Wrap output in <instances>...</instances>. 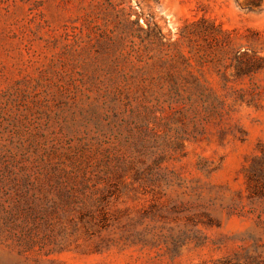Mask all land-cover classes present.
<instances>
[{"label": "rangeland", "instance_id": "obj_1", "mask_svg": "<svg viewBox=\"0 0 264 264\" xmlns=\"http://www.w3.org/2000/svg\"><path fill=\"white\" fill-rule=\"evenodd\" d=\"M0 264H264V0H0Z\"/></svg>", "mask_w": 264, "mask_h": 264}, {"label": "trees", "instance_id": "obj_2", "mask_svg": "<svg viewBox=\"0 0 264 264\" xmlns=\"http://www.w3.org/2000/svg\"><path fill=\"white\" fill-rule=\"evenodd\" d=\"M202 20H203V21H207L205 18H203ZM135 24H136L138 27L140 26L138 20L135 21ZM219 26H220V25H219ZM150 27H151V26H150ZM161 36H163V35L161 34ZM159 39L161 40V37H160ZM160 40H157V41L160 42ZM162 42H163V41H162ZM242 55H243V53H240L239 51H236V52H235V57H236V56L241 57ZM257 60H260V58H257L256 61H257ZM97 111H98V110H97Z\"/></svg>", "mask_w": 264, "mask_h": 264}]
</instances>
